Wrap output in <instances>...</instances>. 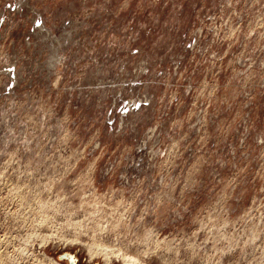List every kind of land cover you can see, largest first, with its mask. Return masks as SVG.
Returning <instances> with one entry per match:
<instances>
[{
  "label": "rangeland",
  "instance_id": "rangeland-1",
  "mask_svg": "<svg viewBox=\"0 0 264 264\" xmlns=\"http://www.w3.org/2000/svg\"><path fill=\"white\" fill-rule=\"evenodd\" d=\"M54 261L264 264V0H0V264Z\"/></svg>",
  "mask_w": 264,
  "mask_h": 264
},
{
  "label": "bare ground",
  "instance_id": "bare-ground-1",
  "mask_svg": "<svg viewBox=\"0 0 264 264\" xmlns=\"http://www.w3.org/2000/svg\"><path fill=\"white\" fill-rule=\"evenodd\" d=\"M130 260H131V258H130ZM55 262V264H58L56 261H54Z\"/></svg>",
  "mask_w": 264,
  "mask_h": 264
}]
</instances>
